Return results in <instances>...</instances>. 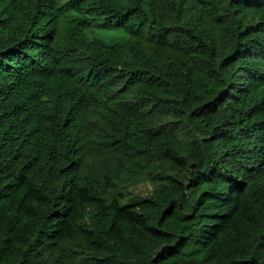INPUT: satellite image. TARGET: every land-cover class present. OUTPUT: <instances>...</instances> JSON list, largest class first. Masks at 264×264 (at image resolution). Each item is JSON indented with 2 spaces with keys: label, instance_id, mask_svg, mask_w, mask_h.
<instances>
[{
  "label": "trees",
  "instance_id": "obj_1",
  "mask_svg": "<svg viewBox=\"0 0 264 264\" xmlns=\"http://www.w3.org/2000/svg\"><path fill=\"white\" fill-rule=\"evenodd\" d=\"M0 264H264V0H0Z\"/></svg>",
  "mask_w": 264,
  "mask_h": 264
},
{
  "label": "rangeland",
  "instance_id": "obj_2",
  "mask_svg": "<svg viewBox=\"0 0 264 264\" xmlns=\"http://www.w3.org/2000/svg\"><path fill=\"white\" fill-rule=\"evenodd\" d=\"M94 32L101 34L103 37H105L106 39H109V40L110 39L119 40L122 38V33L120 31L107 32L105 30H97L95 28L88 30L87 34L91 37ZM154 172H156V171H154ZM169 172H171L172 174L175 173V171H169ZM156 185H157L156 182H152L149 179H144V180L138 181L136 183L130 184L128 186H125L123 188L124 196L121 199V202H125L133 196L145 197L146 195H149L153 192Z\"/></svg>",
  "mask_w": 264,
  "mask_h": 264
}]
</instances>
